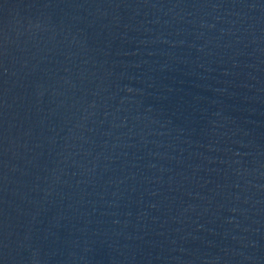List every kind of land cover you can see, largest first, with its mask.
Returning <instances> with one entry per match:
<instances>
[{"label": "water", "instance_id": "obj_1", "mask_svg": "<svg viewBox=\"0 0 264 264\" xmlns=\"http://www.w3.org/2000/svg\"><path fill=\"white\" fill-rule=\"evenodd\" d=\"M0 264H264V0H0Z\"/></svg>", "mask_w": 264, "mask_h": 264}]
</instances>
